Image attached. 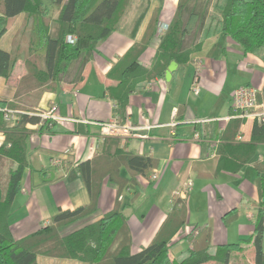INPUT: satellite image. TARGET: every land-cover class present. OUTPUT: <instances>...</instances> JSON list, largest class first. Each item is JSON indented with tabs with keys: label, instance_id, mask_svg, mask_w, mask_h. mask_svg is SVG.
I'll return each mask as SVG.
<instances>
[{
	"label": "crops",
	"instance_id": "obj_1",
	"mask_svg": "<svg viewBox=\"0 0 264 264\" xmlns=\"http://www.w3.org/2000/svg\"><path fill=\"white\" fill-rule=\"evenodd\" d=\"M45 5L49 11V8L53 9L49 14L56 18L58 7L50 1H45ZM177 5L178 0H130L116 27L106 37L92 41L88 60L81 66L79 62L74 63L56 82L54 89L43 90L38 100L30 105V110L25 111L34 115L32 112L55 103L59 114L69 120L54 122L42 129L40 121L26 124L31 130L27 140L28 156L35 159L34 167L39 172L31 171L27 166L20 169L18 190L12 198L8 216L13 238L26 236L49 223L58 209L72 210L89 202L77 166L99 154L103 147L104 136L99 125L93 122L112 119L136 127L133 130L136 135L118 137L121 144L126 143L133 153L151 155L156 161L151 169L155 179L137 176L136 186L125 187L118 196L131 236V252L145 247L165 220L182 222L170 238V259L180 258L190 247L185 235L193 227L199 229L210 223L212 246L232 243L233 239L238 241L252 233L259 202L252 164L254 160L264 158V143L257 145L254 157L239 172L221 170L213 173L207 163L216 154L219 141L216 133L221 132L232 118L228 117L234 90L248 85L264 93V46L254 52H244L230 37L219 34L217 39L224 47L223 54L196 55L185 65L175 62L176 68L169 79L164 72L139 82L128 97L124 118L119 116L115 100L109 96L108 88L117 83L119 65L125 57L136 54L132 51L133 46L141 42L149 22L156 17L157 32L138 56L143 67L151 66L162 34L159 26L168 25ZM142 12L135 28V21ZM23 15L10 19L12 25L0 42ZM55 26L52 24L50 29L53 37ZM3 47L11 53L10 45L3 43ZM24 73L25 67L19 59L11 78L6 81L0 78V91L13 88ZM196 79L200 87L197 95L191 91ZM179 107L181 120L177 119ZM173 117L176 120L174 135L171 127L166 125ZM253 124V120L247 119L239 125L241 141L250 140ZM196 132L198 139L194 138ZM2 143L5 140L0 132V145ZM66 148L73 149L74 153L66 157L64 168L51 166L49 158ZM198 169L206 176L198 175ZM121 172L129 176L124 167ZM188 179L192 180V186L186 196L174 195ZM116 196L117 186L110 184L107 178L103 179L97 210L81 219H85L84 224L101 218L113 207ZM233 209L235 218L225 224L223 217ZM254 255L252 242H244L240 250L230 252L226 264H254ZM37 264L81 262L38 255ZM201 264L225 263L208 260Z\"/></svg>",
	"mask_w": 264,
	"mask_h": 264
},
{
	"label": "trees",
	"instance_id": "obj_2",
	"mask_svg": "<svg viewBox=\"0 0 264 264\" xmlns=\"http://www.w3.org/2000/svg\"><path fill=\"white\" fill-rule=\"evenodd\" d=\"M46 0H0V38L7 31L13 17L24 13L29 21L31 35L27 55L22 58L25 73L11 89L0 91V132L5 143L0 145V264H37V256L75 259L81 264H201L208 260L227 263L233 250H240L241 243L252 242L255 250L254 264H264V158L253 161L252 168L259 202L252 233L237 242L211 245L212 226L206 223L185 235L191 245L177 259L169 258L170 238L182 222L165 220L149 243L131 252V236L118 199L127 186H136L137 176L150 178L156 165L151 155L131 152L118 137L105 136L99 154L80 162L77 170L85 184L89 202L72 210L58 209L50 222L21 238H13L8 216L13 196L18 190L20 169L31 168L35 159L28 156L27 140L31 130L26 124L39 122V117L25 113L30 110L43 90H52L70 67L88 60L92 41L106 37L117 25L130 0H49L58 7L56 18L48 14ZM210 9V10H209ZM142 14L135 21L139 24ZM56 35H50L52 23ZM157 18L153 17L140 43L133 46L132 57H125L120 66L117 83L108 88L115 100L121 118L129 95L139 82L163 75L169 63L185 65L196 55L214 56L224 53L217 39L219 34L230 37L244 52H254L264 46V0H178L177 9L159 43L151 66L143 67L138 56L157 32ZM202 35L195 39L197 34ZM73 34V43L66 35ZM191 40V41H190ZM132 53V52H131ZM16 58L0 47V78H11ZM2 108L20 113L16 123L4 120ZM181 120L182 115L178 114ZM242 119L232 117L226 127L216 133L219 139L215 157L208 161L213 173L221 170L239 172L255 155L257 145L264 143V124L254 121L249 141L239 139L238 128ZM53 124V123H51ZM42 123L40 129L49 127ZM34 160V162H33ZM35 166V167H34ZM124 167L129 176L121 172ZM198 175L206 176L200 169ZM107 178L117 186L113 207L98 220L88 223L68 234L61 235V227L97 210L101 183ZM183 214V210L180 212ZM235 210L227 213L225 224L235 218ZM171 226V227H169Z\"/></svg>",
	"mask_w": 264,
	"mask_h": 264
},
{
	"label": "built area",
	"instance_id": "obj_3",
	"mask_svg": "<svg viewBox=\"0 0 264 264\" xmlns=\"http://www.w3.org/2000/svg\"><path fill=\"white\" fill-rule=\"evenodd\" d=\"M167 28V24H161L159 26V33H163ZM75 36L66 35V41L73 43L75 41ZM191 91L193 94L197 95L200 91V87L197 79L192 83ZM231 113L230 117H237L242 120L251 119L257 121L258 123L264 124V93L259 91L257 88L248 85L238 86L232 95L230 104ZM3 118L6 122L14 124L18 121L21 111H16L8 108H2ZM39 117L40 123L48 122V124L58 122L62 123L68 118L61 116L58 112V107L55 103H52L45 107L44 109L37 111L35 113ZM100 127L101 134L105 136H127L136 135L133 132L136 129L128 123H123L117 119H112L109 121L93 122ZM166 125L171 127V134L174 135V127L176 125V120L173 117ZM145 128H149V125H144ZM199 133L196 132L194 135L195 139H198ZM240 139V137H239ZM74 153L73 149L66 148L63 152L57 155H53L49 158V163L51 166H55L59 169H63L65 165V159L69 154ZM156 175L152 173L150 179H155ZM192 186V180L188 179L184 182L180 190L175 191L174 195L186 196L187 192Z\"/></svg>",
	"mask_w": 264,
	"mask_h": 264
},
{
	"label": "rangeland",
	"instance_id": "obj_4",
	"mask_svg": "<svg viewBox=\"0 0 264 264\" xmlns=\"http://www.w3.org/2000/svg\"><path fill=\"white\" fill-rule=\"evenodd\" d=\"M46 1H49V0H46ZM49 9H50L51 14H52L53 9H51V8H49ZM50 11L48 10V14H49ZM51 14H49L50 17H52ZM27 21H28L27 20V16H26V14H24L22 17H20L17 20V22H15V24L11 28V30L9 29V31L5 34L4 39H3V42L2 41L0 42V46L2 48H4L3 47V43L5 45H10L11 50H12L11 51V54L13 55V57L16 58V62H17V60L22 59L25 55H27V51H28V40H29V36L31 35V30L29 29L30 26H27V24H28ZM12 23H13V20H12ZM10 24H11V20L8 23V27H9ZM52 24L55 25L54 22ZM70 35L74 36L73 34H70ZM201 35H202V33H199L194 38L197 39ZM42 109H44V108H42ZM42 109H38V110L32 112V114L35 115V113H37V111H40ZM12 110H14V109H12ZM16 111H18V110H16ZM86 216L87 215H85L84 217H86ZM84 217H82V218H84ZM82 218H80V219H78V220H76V221H74V222H72L70 224H67L66 226L61 227L60 230H59V232L60 233L61 232L62 233H65V232L66 233L67 232L70 233L73 230H76V229H78V228L86 225V224H84L85 221H83L85 219L81 220ZM82 223H83V225H82ZM190 231H191V229L188 232H190ZM196 231H197V229L195 228L194 229V232H196ZM233 240H234V242H237V239H233ZM190 247H191V245H190Z\"/></svg>",
	"mask_w": 264,
	"mask_h": 264
},
{
	"label": "water",
	"instance_id": "obj_5",
	"mask_svg": "<svg viewBox=\"0 0 264 264\" xmlns=\"http://www.w3.org/2000/svg\"><path fill=\"white\" fill-rule=\"evenodd\" d=\"M175 68H176V63H175V61H171V62L169 63V65H168L166 71H165V77H166L167 79L170 78V74H171V72H172ZM51 175H52V173H51ZM52 176H53V175H52Z\"/></svg>",
	"mask_w": 264,
	"mask_h": 264
}]
</instances>
